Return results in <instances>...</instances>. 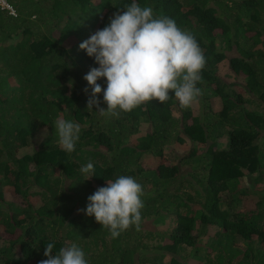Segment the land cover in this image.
<instances>
[{
	"label": "trees",
	"instance_id": "trees-1",
	"mask_svg": "<svg viewBox=\"0 0 264 264\" xmlns=\"http://www.w3.org/2000/svg\"><path fill=\"white\" fill-rule=\"evenodd\" d=\"M7 1L16 16L0 11V264H39L49 242L53 256L76 243L88 264H264V0ZM132 2L174 19L203 50L191 107L171 94L118 116L87 110L83 77L98 65L79 45ZM57 118L80 126L72 153L58 145ZM120 175L143 186L151 227L113 239L81 210Z\"/></svg>",
	"mask_w": 264,
	"mask_h": 264
},
{
	"label": "clouds",
	"instance_id": "clouds-1",
	"mask_svg": "<svg viewBox=\"0 0 264 264\" xmlns=\"http://www.w3.org/2000/svg\"><path fill=\"white\" fill-rule=\"evenodd\" d=\"M79 49L98 65L83 79L91 88L87 110L96 107L100 115L118 116L153 100L164 104L171 94L181 108H189L202 95L197 84L206 60L195 36L178 27L174 19L155 15L150 6L141 7L136 2L125 5L107 26L80 43ZM101 78L106 87L97 83ZM101 93L107 110L99 108ZM55 127L59 147L72 153L79 140V124L57 118ZM80 171L91 178L93 164L89 162ZM143 196V186L135 178L120 175L90 195L81 211L94 217L115 239L133 226L139 230ZM53 248L54 242L47 243L46 259L39 264H88L84 251L74 242L61 247L54 256Z\"/></svg>",
	"mask_w": 264,
	"mask_h": 264
},
{
	"label": "rangeland",
	"instance_id": "rangeland-1",
	"mask_svg": "<svg viewBox=\"0 0 264 264\" xmlns=\"http://www.w3.org/2000/svg\"><path fill=\"white\" fill-rule=\"evenodd\" d=\"M69 3V2H68ZM70 9V8H69ZM34 19L36 18V17H33ZM52 22L54 23V20H52ZM60 22V20L55 24V25H57L55 28H54V34L57 36V38L59 39V40H61V43L60 44H62V46H68V43H70L71 42V40L73 39V35L72 34H70V33H64L63 34V36H61L60 34H61V28L63 27V25H64V23L63 22H61V23H59ZM65 54L66 55H68L67 54V52H65ZM77 66V68L79 67H81L80 65H76ZM82 69V68H81ZM212 104H213V107L215 108V109H217V108H219V106H218V104H217V102H216V100L214 101V100H212ZM46 134H47V132L45 131V130H41V131H39V133L37 134L38 135V137H39V139H41V138H43V137H45L46 136ZM223 138H224V136H223ZM130 142V141H129ZM133 143V141H131L129 144H132ZM179 154H184V153H179ZM145 158L146 159H148V158H150V156H145ZM34 198V197H33ZM35 201V200H34ZM145 221H143V222H145V223H142L141 225H140V228H139V230H141V231H145L147 228H149V227H151L150 225H151V219H144ZM163 227H161L160 229H162ZM139 230H136V228L134 227V231H139ZM1 241H0V246H1ZM5 246V245H4ZM15 250V252L17 251V248H15L14 249Z\"/></svg>",
	"mask_w": 264,
	"mask_h": 264
},
{
	"label": "built area",
	"instance_id": "built-area-1",
	"mask_svg": "<svg viewBox=\"0 0 264 264\" xmlns=\"http://www.w3.org/2000/svg\"><path fill=\"white\" fill-rule=\"evenodd\" d=\"M0 11H6L11 16L16 15L14 7L7 0H0Z\"/></svg>",
	"mask_w": 264,
	"mask_h": 264
}]
</instances>
